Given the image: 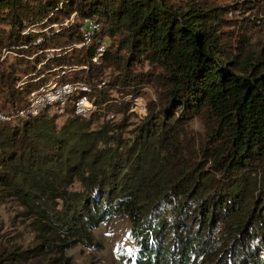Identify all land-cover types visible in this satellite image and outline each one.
<instances>
[{"label": "trees", "instance_id": "1", "mask_svg": "<svg viewBox=\"0 0 264 264\" xmlns=\"http://www.w3.org/2000/svg\"><path fill=\"white\" fill-rule=\"evenodd\" d=\"M234 4L0 0V110L23 104L39 62L77 60L84 68L62 77L90 83L97 104L60 125L47 109L0 122V192L32 233L0 264H76L67 251L101 249L94 229L114 218L134 246L120 264H264V0ZM230 8L251 15L230 20ZM85 17L100 29L77 48ZM144 86L156 98L132 121L119 97Z\"/></svg>", "mask_w": 264, "mask_h": 264}, {"label": "rangeland", "instance_id": "2", "mask_svg": "<svg viewBox=\"0 0 264 264\" xmlns=\"http://www.w3.org/2000/svg\"><path fill=\"white\" fill-rule=\"evenodd\" d=\"M208 1L214 2L215 4L228 6V8L229 6L237 7L236 4L231 5V2L233 0ZM246 11L247 10L244 9L243 12H233V9L230 8L226 11L225 15L230 20H237L242 17L240 16L242 13H245L243 15L245 19V17L247 18L249 17V15H251ZM104 38L106 39V45H109L111 43L110 38ZM4 55L8 56L10 61L14 60L15 58V54L13 52H4ZM100 62L101 61L99 60L98 62L92 63ZM70 66H79V63L76 60L75 62L70 64ZM37 67L39 68L36 73L43 74V76L40 78V81L49 80L51 76H54L56 73L60 74L61 72L60 69L55 71L53 70L54 67H49V65L44 66V64L40 62L37 64ZM41 69H43L42 72ZM64 69L67 71V73L71 74L70 72H68V69ZM109 71V68H105L102 76L104 78H107L109 75ZM25 76L26 75H22V79ZM25 79L29 78L26 77ZM101 86L99 85L97 86V88H100ZM109 93L114 96L117 95L114 90H111ZM119 98L121 101L127 102L129 104V107L133 104V102H135L136 105L134 111L131 112V119L132 121L139 122V120L147 114V105L150 101L156 98V94L152 88L144 86L141 94L139 95H131L128 93L123 94ZM135 99H137V101H135ZM6 107L2 110H7ZM65 117L66 116L57 117L56 123L60 125L64 121ZM108 117H112V114H109ZM191 127L195 131L203 132V125L199 120L194 119L193 121H191ZM129 226L130 224L127 219L114 218L111 221L101 224L98 228L94 229L93 233L95 240L100 245L101 249L86 248L81 245H76L70 248L67 251V254L72 257V260L76 264H120V255L126 253V250L131 251L134 249L131 238L129 236ZM31 238L32 233L27 222H25L23 216V208L18 204L15 198L9 196L8 194L0 192V250L4 248H10L12 246L27 245L30 242Z\"/></svg>", "mask_w": 264, "mask_h": 264}, {"label": "built area", "instance_id": "3", "mask_svg": "<svg viewBox=\"0 0 264 264\" xmlns=\"http://www.w3.org/2000/svg\"><path fill=\"white\" fill-rule=\"evenodd\" d=\"M100 29L99 23L92 17H85L82 21L80 31L82 39L75 45L77 48L87 47L93 43L96 32ZM106 46V39L103 38L95 45L94 54L91 57L92 62H98ZM40 65V64H39ZM39 68V67H38ZM68 72L73 73L84 66H67ZM53 70H58L54 67ZM67 72L65 69L49 80L40 81L43 75L36 77V85L27 94L22 105L14 107L9 111L0 110V121L4 123L15 122L18 119L29 118L38 115L41 111L47 109L51 113L59 116L65 115L71 111L73 115L87 117L97 109L95 103V89L86 80L81 78H66L62 74ZM20 82L23 85L25 82ZM102 82L100 86L103 84ZM137 101V99H135ZM135 102L129 107V112L134 111ZM70 110H67V109ZM145 114V113H144ZM144 116V115H143Z\"/></svg>", "mask_w": 264, "mask_h": 264}]
</instances>
